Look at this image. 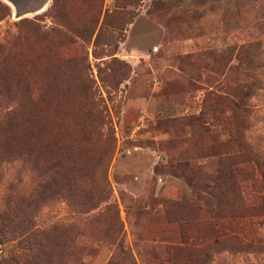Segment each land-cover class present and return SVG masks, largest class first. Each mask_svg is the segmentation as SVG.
I'll return each mask as SVG.
<instances>
[{"label":"rangeland","instance_id":"rangeland-1","mask_svg":"<svg viewBox=\"0 0 264 264\" xmlns=\"http://www.w3.org/2000/svg\"><path fill=\"white\" fill-rule=\"evenodd\" d=\"M0 9V72L18 64L25 83L0 79V264H109L119 248L125 264H264V0ZM27 87L77 130L70 184L108 201L79 208L75 186L44 199L24 160ZM86 105L104 123L79 122Z\"/></svg>","mask_w":264,"mask_h":264},{"label":"trees","instance_id":"trees-1","mask_svg":"<svg viewBox=\"0 0 264 264\" xmlns=\"http://www.w3.org/2000/svg\"><path fill=\"white\" fill-rule=\"evenodd\" d=\"M1 13L2 9H0V14ZM6 15V13H2L0 20ZM0 79L7 85V89L13 92L20 91L21 87L25 84L18 64H14V66L7 71L0 72ZM30 92H32V90L29 87L25 88V93L28 94V98L24 108L25 114L21 126L24 160L29 164L36 160L41 166V176L47 179V181L42 184L44 199L48 197V194L60 193L62 190H70L72 186H75L86 191L84 200L74 202L79 208L86 209L87 211L90 208L97 207L101 201H108L110 195L105 186L101 185V189L96 191L95 188L87 189L76 184H70L71 180L74 179L72 174L76 170H79L78 162L71 161L69 155V148H71L73 143L77 140L75 138L77 130L65 128L58 131L57 120L64 121L66 119V114L63 113L60 117L51 115L48 111V107L44 104L45 100L42 97L35 98L29 96ZM86 107L87 105L83 107L82 113L78 116L79 122L92 121L96 124L104 123L103 112L101 110L97 108L89 110ZM91 132V130H82L80 133L78 132L79 140L82 141L89 138ZM62 141L66 143L68 150L66 154H61L57 151ZM181 245L182 246L178 245L175 248L187 253H194L193 255L199 254L202 251V249L196 247L195 243L190 245L187 242H183ZM122 256L126 257L127 252L119 248V251L115 254V258H113L109 264H125L121 260ZM203 264H207L206 258H204Z\"/></svg>","mask_w":264,"mask_h":264}]
</instances>
